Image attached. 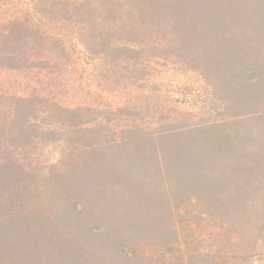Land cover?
I'll return each mask as SVG.
<instances>
[{"label":"rangeland","instance_id":"1","mask_svg":"<svg viewBox=\"0 0 264 264\" xmlns=\"http://www.w3.org/2000/svg\"><path fill=\"white\" fill-rule=\"evenodd\" d=\"M146 24L122 36L100 29L87 0H0V264H103L71 216L127 237L123 264H264L260 180L215 194L160 161L190 134H159L211 120L223 98L195 68L198 36ZM231 123L264 135V113ZM142 157L152 174L174 173L142 179Z\"/></svg>","mask_w":264,"mask_h":264},{"label":"trees","instance_id":"2","mask_svg":"<svg viewBox=\"0 0 264 264\" xmlns=\"http://www.w3.org/2000/svg\"><path fill=\"white\" fill-rule=\"evenodd\" d=\"M87 6L95 20L99 21L100 29L108 33L119 32L124 36V33L144 32V28L149 26L146 20H149L152 21L151 27L160 33L164 30L171 33L181 31L189 35L186 37L189 42L193 36H198L201 51L195 54L198 56L195 68L200 65L211 93L223 98L221 112L209 121L182 123L172 128L174 130L159 134L164 137L190 134L185 149L180 153L175 150L176 159L164 154L160 161L170 168L178 167L181 176L206 186V189L210 187L215 194L233 185L237 178H244L245 183L246 179H251V182L260 180L264 184V135L255 137V134L231 123V120L244 114L251 117L264 113V0H87ZM166 21L169 27L165 25ZM91 24L94 25L93 20ZM182 28L193 31L188 33ZM177 55L181 59L184 52ZM141 135L140 141L151 142L156 147V133ZM112 144L110 149L114 156H119V146L123 148L126 145H120L118 139L112 140ZM154 155L159 157L156 152ZM143 158L136 163L142 179L156 178L159 182L160 175L164 179L174 173L165 170L163 174H152L143 164ZM251 182L244 183L245 187H252ZM254 188L259 189L260 196L264 197V187L260 183ZM71 210L80 212L78 205ZM71 218L74 223L72 229L77 235L84 233L89 237L87 230L93 234L90 240L93 252H107L103 264H123L115 255L117 244L123 243L127 237H120V234L110 236L109 232L94 233V224H89L91 220L80 222L74 216ZM123 220L120 226L125 222L130 225L126 218ZM6 233L4 229L2 235L7 237ZM6 241L0 243V250L3 246L9 247ZM13 264L20 262L14 261Z\"/></svg>","mask_w":264,"mask_h":264}]
</instances>
